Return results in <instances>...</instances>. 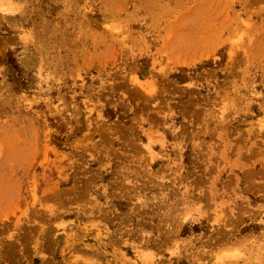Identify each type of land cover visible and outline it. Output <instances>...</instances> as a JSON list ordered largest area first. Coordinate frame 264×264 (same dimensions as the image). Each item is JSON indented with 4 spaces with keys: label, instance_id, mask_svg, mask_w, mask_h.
Segmentation results:
<instances>
[{
    "label": "rangeland",
    "instance_id": "obj_1",
    "mask_svg": "<svg viewBox=\"0 0 264 264\" xmlns=\"http://www.w3.org/2000/svg\"><path fill=\"white\" fill-rule=\"evenodd\" d=\"M0 264H264V0H0Z\"/></svg>",
    "mask_w": 264,
    "mask_h": 264
}]
</instances>
